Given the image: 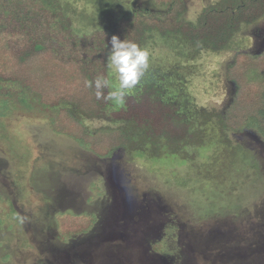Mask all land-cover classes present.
<instances>
[{
	"label": "rangeland",
	"instance_id": "obj_1",
	"mask_svg": "<svg viewBox=\"0 0 264 264\" xmlns=\"http://www.w3.org/2000/svg\"><path fill=\"white\" fill-rule=\"evenodd\" d=\"M183 1V17L195 21L217 0ZM61 3L79 34L112 32L134 10L165 11L152 0ZM145 47L149 69L179 66L195 103L216 114L200 126L201 143L171 156L117 148L100 158L52 131L29 95L2 85L0 264H264V141L254 128L219 124L236 94L226 69L236 53L264 49V17L219 53L158 36ZM84 122L91 131L105 124ZM64 211L97 221L61 241L55 215Z\"/></svg>",
	"mask_w": 264,
	"mask_h": 264
},
{
	"label": "trees",
	"instance_id": "obj_2",
	"mask_svg": "<svg viewBox=\"0 0 264 264\" xmlns=\"http://www.w3.org/2000/svg\"><path fill=\"white\" fill-rule=\"evenodd\" d=\"M152 2L165 11L134 10L121 15L112 32L103 28L79 34L61 0H0L1 94L7 91L2 85L17 87L47 111L42 114H49L52 131L100 158L117 148L171 156L200 144V126L216 114L195 103L179 66L148 69L123 103L97 99L95 87H86L85 80L103 75L116 85L107 59L113 34L144 47L158 36L188 43L195 53H219L243 26L264 17V0H217L204 6L195 21L183 17V0ZM225 76L236 94L219 119L220 128L251 127L264 141V49L236 53ZM90 119L105 124L91 131L84 122ZM55 218L61 241L89 231L97 221L93 213L86 217L68 211Z\"/></svg>",
	"mask_w": 264,
	"mask_h": 264
},
{
	"label": "clouds",
	"instance_id": "obj_3",
	"mask_svg": "<svg viewBox=\"0 0 264 264\" xmlns=\"http://www.w3.org/2000/svg\"><path fill=\"white\" fill-rule=\"evenodd\" d=\"M108 65L115 74L117 84L112 86L109 79L97 75L92 80H85L86 87H95L97 99H105L115 103H123L124 97L139 85L150 67L151 51L137 42L121 39L113 34L108 41ZM112 88L107 95L106 88Z\"/></svg>",
	"mask_w": 264,
	"mask_h": 264
},
{
	"label": "flooded vegetation",
	"instance_id": "obj_4",
	"mask_svg": "<svg viewBox=\"0 0 264 264\" xmlns=\"http://www.w3.org/2000/svg\"><path fill=\"white\" fill-rule=\"evenodd\" d=\"M253 239V238H252ZM257 240V239H256Z\"/></svg>",
	"mask_w": 264,
	"mask_h": 264
}]
</instances>
